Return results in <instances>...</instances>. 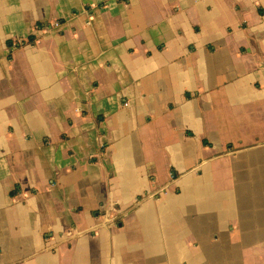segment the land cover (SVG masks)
<instances>
[{
    "label": "crops",
    "instance_id": "1",
    "mask_svg": "<svg viewBox=\"0 0 264 264\" xmlns=\"http://www.w3.org/2000/svg\"><path fill=\"white\" fill-rule=\"evenodd\" d=\"M263 218L264 0H0V264H171L176 222L219 264Z\"/></svg>",
    "mask_w": 264,
    "mask_h": 264
},
{
    "label": "rangeland",
    "instance_id": "2",
    "mask_svg": "<svg viewBox=\"0 0 264 264\" xmlns=\"http://www.w3.org/2000/svg\"><path fill=\"white\" fill-rule=\"evenodd\" d=\"M54 21L57 20H53L50 23H53ZM237 164L243 165L246 168L249 167V164L242 160H238ZM241 184H244V180L238 177L236 187L239 188ZM231 198L229 207L223 211V214L229 216L232 220L236 218L239 219L246 213V207L248 206L247 197L241 199L235 198V190H232ZM204 211L198 212L195 221L203 222L204 220H207ZM262 223H264V218L262 222H259V224ZM187 228L186 223L181 224L180 222H176L170 224L171 238L175 240V256L170 260L171 264H181L183 261L206 264L203 258L200 260L195 259L197 255L205 256L207 243L204 240H199L198 246H195L194 244L195 237L187 238L181 242L183 238L182 235L187 231ZM239 229L243 235L239 246L236 247L235 244H232V246L228 248V252L225 255L226 258H223L224 256L222 254L219 256L215 255L213 258L216 257L215 260L219 264H261L264 262V233L261 232L259 226L257 227V232L252 231L250 227L247 230H244L243 228ZM221 249L222 244L220 240L216 238L210 245L209 250L211 252H217Z\"/></svg>",
    "mask_w": 264,
    "mask_h": 264
},
{
    "label": "built area",
    "instance_id": "3",
    "mask_svg": "<svg viewBox=\"0 0 264 264\" xmlns=\"http://www.w3.org/2000/svg\"><path fill=\"white\" fill-rule=\"evenodd\" d=\"M52 25H54V26H58L59 25V22H55V23H53ZM39 27V29L40 28H43V27H47V25L46 26H38Z\"/></svg>",
    "mask_w": 264,
    "mask_h": 264
},
{
    "label": "water",
    "instance_id": "4",
    "mask_svg": "<svg viewBox=\"0 0 264 264\" xmlns=\"http://www.w3.org/2000/svg\"><path fill=\"white\" fill-rule=\"evenodd\" d=\"M120 117H123V115H120Z\"/></svg>",
    "mask_w": 264,
    "mask_h": 264
},
{
    "label": "trees",
    "instance_id": "5",
    "mask_svg": "<svg viewBox=\"0 0 264 264\" xmlns=\"http://www.w3.org/2000/svg\"><path fill=\"white\" fill-rule=\"evenodd\" d=\"M31 41V40H30ZM32 42V41H31ZM13 194H14V192H13Z\"/></svg>",
    "mask_w": 264,
    "mask_h": 264
}]
</instances>
